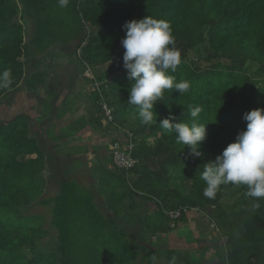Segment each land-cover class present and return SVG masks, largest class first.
<instances>
[{
    "label": "trees",
    "instance_id": "trees-1",
    "mask_svg": "<svg viewBox=\"0 0 264 264\" xmlns=\"http://www.w3.org/2000/svg\"><path fill=\"white\" fill-rule=\"evenodd\" d=\"M146 16L170 22L181 63L168 74L191 85L185 94L165 91L151 125L141 124L139 107L127 102L134 81L120 43L122 25ZM63 46L94 74L90 97L97 114L90 122L103 127L105 104L107 129L125 138L110 142H132L136 162L117 170L110 160L112 171L100 169L94 179L106 202L96 205L91 191L69 175L72 159L48 148L36 114L0 115V264H152V256L163 254L143 243L173 232L193 209L209 214L218 229L220 264H264V201L253 209L247 187L232 184L208 199L200 178L203 165L246 128L243 114L264 109V0H71L65 9L57 0H0V70L10 68L14 78L11 91L0 90V102L21 90L46 94ZM33 58H39L34 72ZM190 107L202 109L197 122L206 124L200 157L159 124L170 113L175 122L191 123ZM82 161L87 165V156ZM34 206L49 209L50 229L41 214L28 212ZM179 209L175 221L165 213ZM128 223L137 232H127Z\"/></svg>",
    "mask_w": 264,
    "mask_h": 264
},
{
    "label": "clouds",
    "instance_id": "clouds-1",
    "mask_svg": "<svg viewBox=\"0 0 264 264\" xmlns=\"http://www.w3.org/2000/svg\"><path fill=\"white\" fill-rule=\"evenodd\" d=\"M71 0H57L65 9ZM125 32L120 43L124 49L123 67L128 72L131 84L128 104L139 107L138 118L143 125H151L157 114L153 106L163 99L167 90L180 94L188 93L190 82H176L169 70L175 72L181 63V51L176 47L170 22L146 16L132 19L122 25ZM14 78L12 70H0V90L11 91ZM191 123L175 122L169 114L159 124L174 133L176 142L188 147L189 155L200 157V143L206 139V124L198 123L200 107H190ZM242 119L246 128L237 133L234 142L229 143L213 161L203 165L200 178L205 182L203 195L215 199L222 185H244L245 195L251 198L252 208L259 209L264 201V109L256 108L245 112ZM152 264L157 257L152 256ZM169 264H174V258Z\"/></svg>",
    "mask_w": 264,
    "mask_h": 264
},
{
    "label": "crops",
    "instance_id": "crops-1",
    "mask_svg": "<svg viewBox=\"0 0 264 264\" xmlns=\"http://www.w3.org/2000/svg\"><path fill=\"white\" fill-rule=\"evenodd\" d=\"M59 54L64 59L68 58L67 54ZM73 62L72 66L76 71L71 72L65 78L60 73L63 68L59 66L62 65L59 63L56 71L50 74L47 93L43 95V92H46L43 90L40 97L31 95L29 97L31 100L28 99L31 101L30 106L23 113L30 116H33V113L41 116L38 122L43 125L44 121L43 128L46 139L48 142L51 141L50 144L56 146L52 148L54 153L62 154L68 159H71L70 157L80 159L87 156V158L91 157L92 161H100L99 165L94 166L96 168L93 170L95 174L93 175V171L91 172L92 181H88L82 176L86 175L82 172L86 165L77 167L68 173L73 175L77 172L73 177L81 180L82 184L91 191L96 205H103L106 198L99 193L98 179H94V176L99 174L101 168L113 170L109 163V143L113 138H118L120 141H125V138L122 131L107 129L108 125L105 118H100L103 125L101 128L95 127L90 122V116L94 115L93 113L97 114L90 97V90L93 89V85L89 83V78L92 77V73L88 68L80 69L79 65L75 61ZM85 74L88 79L83 78ZM66 85L68 86L67 89ZM12 100L7 99L6 102H0V106L5 108L0 109V115L10 117L22 112L12 108ZM8 103L9 105H7ZM43 104L44 111L43 107H40ZM41 119L43 120L41 121ZM94 163H90L91 167ZM91 167L88 168L92 170ZM98 207H101L105 217L109 216L104 206ZM126 215H128L126 220L131 219L130 214ZM211 219L206 212L193 210L189 213L187 221L179 223L173 232L158 235L150 242H144L143 247L150 248V251L159 249L163 256L157 261H162V264H169L172 260L170 255L173 253L176 256L174 264H220L217 247H215L219 243L220 237L210 227L209 224L213 222ZM123 226L127 232L133 230L137 232V228L132 224H123ZM167 243L168 245L165 246ZM182 258L186 259V263Z\"/></svg>",
    "mask_w": 264,
    "mask_h": 264
},
{
    "label": "rangeland",
    "instance_id": "rangeland-1",
    "mask_svg": "<svg viewBox=\"0 0 264 264\" xmlns=\"http://www.w3.org/2000/svg\"><path fill=\"white\" fill-rule=\"evenodd\" d=\"M31 30H32V27H31V25L30 24H28L27 26H26V34L27 35H29L30 33H31ZM31 36L29 35V37L27 38V39H29ZM27 41H29V40H27ZM62 49H60L59 50V52L61 53V54H67L68 55V58H66V59H64V58H60V61H59V63H61L62 65H59V63H58V65L59 66H61L63 69L60 71V73H62V75H63V77L65 78V77H67V75L68 74H70L71 72H73V71H76L75 69H74V67L72 66L73 64H74V60H73V57L72 56H69V54L68 53H71L72 51H71V47L69 48V47H67V46H63V47H61ZM78 53H76V55H77ZM69 60H71V61H69ZM38 61H39V58H33V62H32V64H31V67H33L32 68V72H34L35 71V68H36V66H38ZM41 64V63H40ZM44 63H42V65H43ZM71 65V66H70ZM41 66V65H40ZM79 67H80V69L82 68L80 65H79ZM37 71H38V69H37ZM86 73H87V71H86ZM31 74H33V73H31ZM36 74V76H38L39 75V73H35ZM42 76V75H41ZM92 77H94V74L92 75ZM83 78H85V79H88V76L85 74V76L83 77ZM43 81H44V76H43ZM83 81V80H82ZM65 84H67V82H65ZM66 87V89H67V85L65 86ZM24 91V90H23ZM23 91L21 90V91H19V93H17V95L15 96V98L12 100V103H11V105H12V108H14V110H18V111H24V110H28V108H29V106H30V103H31V101H29V100H31L29 97L30 96H26V93H25V91H24V93H23ZM41 96V93H39L38 94V97H40ZM9 99V98H8ZM11 99V98H10ZM29 99V100H28ZM38 100H40L39 98H38ZM4 102V101H3ZM6 102V101H5ZM39 102V101H38ZM38 102H37V104H38ZM7 105H9V103L7 104ZM3 106H0V109L1 110H3V109H5V108H2ZM41 118V116H38L37 117V115L34 117V120L35 121H40L39 119ZM43 119H41V121H42ZM41 124V123H40ZM43 125H44V121H43ZM48 148H50L52 151H53V149L52 148H55L56 146H53V144H50V143H48ZM44 149H46V146L44 145ZM67 150H69V149H67ZM60 157H62L61 155H59ZM71 159H72V162L71 163H69V165L68 166H70V167H80L81 166V164H82V158H78V159H75V157H70ZM88 159V162H87V165H86V167H85V170H83L82 172L83 173H85L86 175H82L83 177H85L88 181H92V176H91V172H92V170L90 169V168H88V167H91V164L90 163H94L96 160H93L92 161V158L91 157H88L87 158ZM87 168V169H86ZM117 171V170H116ZM76 173V172H75ZM75 173H73V175H75ZM49 174V172L48 171H46V172H44V175H48ZM29 213H35V214H41L42 216H43V222L45 221V223H43V228L44 227H48L47 229H50V227H49V225H48V221H49V219H50V216H49V209L48 208H43V207H36V206H34L33 208H31L29 211H28ZM210 225V224H209ZM168 245V243L165 245V246H167ZM157 263H163L162 261H157Z\"/></svg>",
    "mask_w": 264,
    "mask_h": 264
},
{
    "label": "built area",
    "instance_id": "built-area-1",
    "mask_svg": "<svg viewBox=\"0 0 264 264\" xmlns=\"http://www.w3.org/2000/svg\"><path fill=\"white\" fill-rule=\"evenodd\" d=\"M102 110H103L105 119L110 121L111 120V112L105 104L102 105ZM132 148H133L132 142H128L123 146L118 142H115V143L110 142L109 143L108 149H109V153L111 155L110 160H111V163L113 164V166L115 167V169H117V170H128L131 168L132 165H134L136 160L134 158H132V156H131ZM193 210H197V209H193ZM183 211H185V210H183ZM181 212H182V210L179 209V210H174V211L173 210L166 211L165 213L171 221H175V220H178L180 218ZM210 227L212 229H214L216 232L218 231L214 222L210 223Z\"/></svg>",
    "mask_w": 264,
    "mask_h": 264
}]
</instances>
